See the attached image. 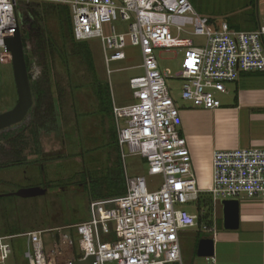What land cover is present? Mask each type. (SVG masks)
Instances as JSON below:
<instances>
[{
  "label": "built area",
  "instance_id": "obj_1",
  "mask_svg": "<svg viewBox=\"0 0 264 264\" xmlns=\"http://www.w3.org/2000/svg\"><path fill=\"white\" fill-rule=\"evenodd\" d=\"M48 2L66 5L76 41L99 37L107 73L111 62L125 59L127 42L140 49L143 73L129 78L133 98L125 106H112L120 156L124 147L139 155L150 175L161 176L159 188L149 189L142 175L129 177L124 170L125 193L92 199L86 220L59 227L0 235V264L12 254L11 240L26 238L28 264H61L93 256V264H181L178 231L197 227V214L180 205L196 201L202 191L213 205L241 195L264 198V147L215 150L212 180L201 190L192 171L188 144L178 127L179 109L161 71L155 49H184L180 98L205 109L221 105L217 94L241 73L264 72V25L236 30L225 21L199 14L191 0H0L1 58L10 61L4 38L11 35L21 4ZM115 22L128 23L122 32ZM20 26V25H19ZM189 27L191 30H189ZM20 28V27H19ZM174 33V34H173ZM202 36L195 44L182 34ZM32 78L40 67L32 63ZM215 216V215H214ZM68 230V231H67ZM74 230V233H73ZM216 230L213 218L211 227ZM48 233L49 246L43 239ZM74 239H77L75 251Z\"/></svg>",
  "mask_w": 264,
  "mask_h": 264
},
{
  "label": "rangeland",
  "instance_id": "obj_2",
  "mask_svg": "<svg viewBox=\"0 0 264 264\" xmlns=\"http://www.w3.org/2000/svg\"><path fill=\"white\" fill-rule=\"evenodd\" d=\"M191 2L199 14L213 18L217 22L225 21L236 30H253L258 25H264V0H191ZM69 18L72 28L70 10ZM18 19L21 35L26 36V28L21 23L20 15ZM114 24L122 32L127 31L128 23L115 22ZM42 26L46 35H51L56 40L59 39L60 26L57 17L46 14L42 18ZM189 30H191L190 27ZM181 37H188L195 44L204 42L202 36H195L191 33L182 34ZM83 42L90 51L92 68L88 70L86 64L69 55V72L66 73L62 62L55 56L53 74L54 81L60 88H63L62 96L67 95L69 85L71 86L70 91L73 95V101L75 103L79 102L77 108L79 112H76L79 121H87V124L77 130L75 126L67 125V122L70 123V121H67L66 117L65 128L59 126L60 133H46L47 137H42L43 143H41L43 149L47 150L46 153L56 152V155L61 156L44 163V178L40 176L39 167L33 164L0 169V235H6L4 232L9 229L24 232L33 229L64 226L88 219V192L82 190L81 186L87 187L88 184H92L91 179L97 177L101 171L112 166V164H117L114 153H117V151L111 145L109 139L103 133H100L98 126L94 125L99 112L95 110L93 86H99L104 91H102L103 96L108 95L109 99L115 104H129L132 100V93L128 85L129 78L143 73V69L138 67L142 63L140 49L127 42L123 49L125 59L111 62L109 68L112 69V72L108 74L100 38L92 37ZM1 52L2 50H0V112H3L14 106L17 93L11 62L7 59L3 60ZM154 52L160 70L164 72L169 70L172 75L165 80L172 98L181 102L180 88L182 81L174 78L173 75L181 69L184 49L170 48L166 50L157 48ZM226 86L231 88L233 85L227 83ZM106 91H108V94ZM53 92H55L54 89ZM219 97L222 101L227 98L225 95ZM228 97H232V95ZM59 134L62 136V140ZM124 152L125 157L120 156L119 160L123 171L125 170L129 177L144 176L149 189L159 188L162 182L161 176L148 174L147 164L139 155L130 153L126 147H124ZM28 155L30 159L35 157L31 154ZM43 179L50 183V187L43 186ZM36 186L45 189V193L28 198L15 197L9 194L20 188ZM202 193H205V191H202ZM194 202L184 203L180 205V208L193 213ZM216 217L217 214L215 213L211 218L216 221ZM194 230L195 227H189L182 228L179 232L183 262L187 260L190 253L192 247L191 236H193L192 231ZM207 232L213 234L211 231ZM48 236H50L48 233L43 235L46 246L50 245ZM11 243L13 244L14 254H11L6 264H26L27 261L24 258L26 238L17 236L11 240ZM74 244L75 251H77V239H74ZM105 264L114 263L107 262Z\"/></svg>",
  "mask_w": 264,
  "mask_h": 264
},
{
  "label": "crops",
  "instance_id": "obj_3",
  "mask_svg": "<svg viewBox=\"0 0 264 264\" xmlns=\"http://www.w3.org/2000/svg\"><path fill=\"white\" fill-rule=\"evenodd\" d=\"M228 83H232L233 86L229 88L225 83L226 93L217 94L221 103L217 108L205 109L183 100L181 102L174 100L181 117L178 131L188 144L192 171L201 190H207L211 185V157L215 150L264 147V74L241 73L236 81ZM106 92L108 94V91ZM68 93V96H62L61 101L57 102L60 112L59 126L65 128L67 117V121H70L67 125H73L80 130L87 121H79L76 113L79 112L77 111L79 102L75 103L73 95L70 97ZM220 95L227 98L222 101ZM231 95L232 97H228ZM93 101L95 110L99 112L94 125L98 126L100 133H103L109 142L116 139L117 144L112 106L128 104L117 105L107 95L105 98L107 109L101 110L96 96L93 97ZM132 101L133 98L130 103ZM43 136L47 137L46 134H42L40 139ZM60 138L62 140L61 135ZM44 152L47 150L43 149ZM114 153L116 159L117 154ZM237 200L238 227L236 229L223 227L222 206L219 203L215 210L217 214L215 233L198 231L195 227L191 236L190 253L184 262L181 256V264H264V198L241 195ZM202 237L214 240V252L210 257L197 255L198 240Z\"/></svg>",
  "mask_w": 264,
  "mask_h": 264
},
{
  "label": "trees",
  "instance_id": "obj_4",
  "mask_svg": "<svg viewBox=\"0 0 264 264\" xmlns=\"http://www.w3.org/2000/svg\"><path fill=\"white\" fill-rule=\"evenodd\" d=\"M46 14L57 17L60 26L59 39L46 35L42 26V18ZM21 16V23L26 28L27 35H21L24 50V58L30 82L32 105L25 117L17 124L0 130V169L20 165H37L40 176L44 178V163L61 157L56 153H43L41 146L42 134L59 132V107L57 102L61 101L62 90L54 81L53 61L55 56L62 62L66 73L69 72V55L79 59L91 69L90 51L85 42L74 39L69 18V10L66 5L48 2L22 4L18 16ZM214 19L211 18L212 22ZM230 28H233L230 25ZM238 30V29H237ZM60 41V43H59ZM36 62L40 67V73L32 78V63ZM264 74V72H256ZM250 74V73H247ZM55 92H53V89ZM55 86V87H54ZM69 85V94L72 95ZM101 110L107 109L106 95L103 96L99 86H93ZM106 107V108H105ZM116 141V139H115ZM111 140V145L117 151V158L112 166L101 171L97 177L91 179L92 184L81 186L87 193L89 201L105 197L119 196L125 193L124 171L120 165L118 145ZM28 154L35 157L30 159ZM29 156V157H28ZM43 186L50 187V183L43 179ZM209 193H200L193 204L194 212L197 214V230L202 226L211 227L213 220V205ZM17 196V195H16ZM217 222V219L216 221ZM22 230L9 229L5 234H16ZM207 233V231H203ZM199 239V238H198ZM12 254H14L13 244ZM27 261V260H26ZM28 264V262H26Z\"/></svg>",
  "mask_w": 264,
  "mask_h": 264
},
{
  "label": "water",
  "instance_id": "obj_5",
  "mask_svg": "<svg viewBox=\"0 0 264 264\" xmlns=\"http://www.w3.org/2000/svg\"><path fill=\"white\" fill-rule=\"evenodd\" d=\"M13 32L8 37L4 38L5 49L10 53V62L13 73V80L17 93V100L14 106L0 112V130L19 123L27 114L32 105V95L30 82L26 68L24 50L21 39V32L17 18ZM58 114V111L56 110ZM45 193V189L41 187H26L20 188L15 194L21 198L34 197ZM222 206V223L225 229H236L239 225V202L237 199H227L220 201ZM197 255L210 257L214 252V240L209 237H202L198 240ZM94 257L88 256L84 260H72L69 263L61 264H93Z\"/></svg>",
  "mask_w": 264,
  "mask_h": 264
},
{
  "label": "flooded vegetation",
  "instance_id": "obj_6",
  "mask_svg": "<svg viewBox=\"0 0 264 264\" xmlns=\"http://www.w3.org/2000/svg\"><path fill=\"white\" fill-rule=\"evenodd\" d=\"M18 190V189H17ZM13 192H15V191H13ZM11 193V192H10ZM13 196H15V197H19V196H16L15 194H12Z\"/></svg>",
  "mask_w": 264,
  "mask_h": 264
}]
</instances>
